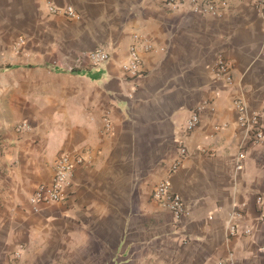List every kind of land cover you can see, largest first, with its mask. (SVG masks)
<instances>
[{
  "label": "crops",
  "instance_id": "obj_1",
  "mask_svg": "<svg viewBox=\"0 0 264 264\" xmlns=\"http://www.w3.org/2000/svg\"><path fill=\"white\" fill-rule=\"evenodd\" d=\"M182 1L0 0V264H264V138L249 142L236 107L263 106L264 0L214 13ZM133 45L134 77L122 69ZM98 48L109 59L95 66ZM180 143L170 189L186 213L175 218L152 191ZM60 153L81 161L63 198L35 209L29 196Z\"/></svg>",
  "mask_w": 264,
  "mask_h": 264
},
{
  "label": "built area",
  "instance_id": "obj_2",
  "mask_svg": "<svg viewBox=\"0 0 264 264\" xmlns=\"http://www.w3.org/2000/svg\"><path fill=\"white\" fill-rule=\"evenodd\" d=\"M182 0H166L168 5H176ZM183 2V1H182ZM194 10L201 13H214L216 12L217 4H224V0H190L189 1ZM48 9L52 13L63 12L68 16H75L73 9L70 6L60 8L48 2ZM144 49H151L152 43L150 40H143L141 43ZM260 55L264 57V21H263V38L260 47ZM92 65L99 66L105 64L109 59V54L103 49H95L87 54ZM140 56L138 54L137 46H131L129 50V58L126 64L122 65V69L125 70L130 76H138L140 74ZM216 77L223 80L225 83L231 79V66L229 62L222 56L219 55L216 60ZM204 107L203 103L196 104L189 113L182 125V131L188 134L194 130L200 119V113ZM236 107L240 111L238 117V125L245 130L246 137L250 143H259L264 138V102L263 106L259 109L251 111L249 114L246 113V109L241 101H237ZM106 126H109L108 119L105 118ZM26 122H22L20 127H25ZM186 154V148L184 144L180 143L178 146V154L174 159L173 163L169 167L168 174L162 178L154 187L152 191V197L158 202L164 204L172 213L175 218H180L186 213L185 205L179 196L171 191L170 189V174L177 169L181 164V161ZM244 158V152L240 151L237 154L236 162L237 168L240 167L241 161ZM81 159L76 158L75 160L66 153H60L57 155L54 161V173L51 180L47 183H41L36 186L32 194L29 196V201L35 207L53 204L63 198L64 190L69 184V178L74 168L75 162H80ZM257 202L261 207L259 212L258 220L264 222V209L262 208V197H257ZM229 231L231 234L238 233L237 226L235 224H229ZM241 232V230H240ZM244 233H249L250 229H243ZM218 264H232L231 259L225 258L218 262Z\"/></svg>",
  "mask_w": 264,
  "mask_h": 264
}]
</instances>
